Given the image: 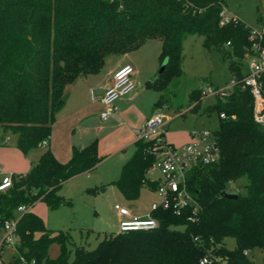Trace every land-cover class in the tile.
<instances>
[{"label": "trees", "instance_id": "trees-1", "mask_svg": "<svg viewBox=\"0 0 264 264\" xmlns=\"http://www.w3.org/2000/svg\"><path fill=\"white\" fill-rule=\"evenodd\" d=\"M224 6L225 0H0V128L17 135L24 153L50 138L73 82L100 71L108 56L146 40H161L166 57L159 77L145 84L159 90L154 107L165 105L162 91L182 74L188 35H202L206 48L228 60L235 78L229 93L206 108L217 114L212 132L220 158L198 163L188 174L195 211L188 206L178 214L172 206L159 207L152 211L156 228L110 233L93 249L73 243L68 235H53L27 211L17 224L19 254L6 264H22L21 256L23 264H202L204 257L209 262L203 264H255L248 255L255 248L262 250L264 264V125L255 120L253 95L243 86L248 71L242 69L249 55L259 53L255 43L264 48V32L262 38H251V28L233 15L220 25ZM261 78L264 94V70ZM199 93L196 89L190 95L193 108L201 101ZM163 138L165 132L135 141L133 155L114 181L127 199L137 198L143 187L157 189L159 180L147 172L158 157L153 148ZM103 158L97 140L74 146L64 162L48 149L0 191V217L17 218L20 205L38 199L60 205L65 201L59 194L62 184ZM242 177L246 193L228 197L229 185ZM39 230L45 231L38 236ZM227 237L234 238L233 248L227 247ZM59 238L71 246L51 258L48 245Z\"/></svg>", "mask_w": 264, "mask_h": 264}, {"label": "rangeland", "instance_id": "rangeland-1", "mask_svg": "<svg viewBox=\"0 0 264 264\" xmlns=\"http://www.w3.org/2000/svg\"><path fill=\"white\" fill-rule=\"evenodd\" d=\"M225 1L231 15L244 21L252 31L264 32V0ZM182 54V74L174 78L162 91L167 102L156 109L164 117L162 131L165 132L166 139L177 148L194 141L192 130L212 131L217 124V114L210 113L206 108L216 103L218 96L210 94L203 97L199 93L201 101L193 108L195 102L190 100L192 91L197 89L199 92L207 85L230 90L233 77L228 60H224L215 49L206 48L200 34H191L184 39ZM121 57L129 59L135 68L137 88L134 92L142 86L144 88L139 90L141 95L137 104L131 108V114L123 115L124 125H127L130 116L138 115L144 109L150 112L153 109L159 90L152 86L145 87V84L159 77L166 57L162 55L161 40L149 39L126 53L108 56L98 72L102 73L106 66H113ZM242 69L244 72L248 71L247 60L243 62ZM88 98L92 101L90 91ZM98 107L96 104L95 108ZM99 111L76 130H71V133L78 138L81 135L87 136L86 143L97 139L99 154L105 156L102 162L95 169L71 177L62 184L59 194L65 201L60 205L52 207L41 199L29 204V211L41 218L45 230H52L53 235H68L73 243L88 249L95 248L106 235L119 232L120 218L114 207L116 203L148 210L152 201L159 199L157 191L148 187H143L137 198L127 199L114 183L121 175L123 164L133 155V145L121 146L122 138L119 133L123 126L118 123L119 120L112 119V114L108 119L101 118L102 110ZM138 133L139 130L134 133L135 137ZM7 137L8 142H5ZM47 141L24 153L17 146V135L4 132L0 128V171L21 174L28 162H31V168L49 149ZM60 154L62 157L55 154L60 161H65L70 155L67 156L64 150H60ZM147 177L159 180L162 174L158 169L149 168ZM246 183L245 177L232 182L228 193L245 194ZM22 214L17 212L18 218ZM45 230L37 231V235H42ZM225 243L228 248L235 246L233 237H227ZM65 246L70 247L71 243L61 238L52 240L47 248L48 255L51 258L59 257ZM248 255L255 264L263 263V252L260 248L249 251ZM8 256L10 252H7L6 257Z\"/></svg>", "mask_w": 264, "mask_h": 264}, {"label": "built area", "instance_id": "built-area-1", "mask_svg": "<svg viewBox=\"0 0 264 264\" xmlns=\"http://www.w3.org/2000/svg\"><path fill=\"white\" fill-rule=\"evenodd\" d=\"M231 17L232 15L229 13L227 6H224L220 12V25L229 22ZM262 36L263 32L252 31L251 33V38H262ZM253 47L259 53L247 57L249 69L243 78V86L249 87L253 95L255 120L264 125V94L261 78L262 71L264 70V48L260 49L256 43ZM133 73L134 66L132 64L122 65L113 72L111 82L105 87L101 97L102 102L107 107L101 113L103 119H106L110 114L118 110V107L115 105L117 99L130 93L135 88L136 85L132 78ZM234 83L235 78H232L230 89ZM228 93L229 90L227 88H213L211 85H207L201 89L203 97L210 94L225 96ZM91 94L92 97H95L93 91ZM220 116L225 117V114L221 113ZM164 123L163 115L155 112L140 127L137 139L157 137L160 133L164 132L162 131ZM191 136L194 141L185 143L181 148L170 144L166 137L161 139V142L153 148L157 152L158 157L150 169H158L162 174V178L159 179L156 189L160 199L151 204L150 212L145 217L132 215L127 206L119 203L115 204L114 207L121 216L119 231L156 228L158 221L152 215V211L159 207L169 208L172 206L178 214L183 208L188 206H192L194 211L196 210L197 203L187 187L188 174L198 163L211 164L217 162L220 158V148L213 132L209 129L192 130ZM0 175V191H4L12 186L14 176L21 177L24 173L15 174L0 171ZM29 209V204H22L17 210L25 213ZM188 218L192 220L194 216H189ZM18 219V217H0V264H6L7 260L9 261L12 256L19 254L20 237L17 232ZM7 252H10V256L8 257H6ZM20 260L22 264L25 263L23 256L20 257ZM208 262V257H204L201 260L202 264Z\"/></svg>", "mask_w": 264, "mask_h": 264}, {"label": "crops", "instance_id": "crops-1", "mask_svg": "<svg viewBox=\"0 0 264 264\" xmlns=\"http://www.w3.org/2000/svg\"><path fill=\"white\" fill-rule=\"evenodd\" d=\"M125 64H132V62L126 57H121L117 61V63L114 64L113 66L111 67L106 66L105 70L102 73L99 72L90 73L84 77L78 78L68 87V92L66 94L67 95L66 103L62 108V110L58 113L57 120L52 126L51 136L47 141L49 149L53 150L54 154H57L58 156L62 157L60 154V150H64L67 156L68 154H70L69 155L70 157L74 146L82 147L88 144L86 143L87 136L81 135L80 138L74 137L73 134L71 133V130L72 131L76 130L77 127H79L83 122L87 121L89 117L97 115L100 112L99 110H102L103 112L104 110L107 109L106 105L101 100L104 89L111 82L113 72L118 67ZM134 73H135V68H134ZM134 73L132 78L136 85L135 88L130 93L116 100L115 105L118 107V110L112 113V115L111 114L110 115L113 116L112 119L114 121L119 120L118 123L121 125V127L123 126L119 133V135H121L122 138L121 146L131 144L133 145V150L135 151V141L137 140V136L135 137L134 133L137 130H139L138 128L142 126V124L147 120V118H149L152 114H154L157 111L156 110L157 108L162 106L153 107L151 112L146 111V109H144L140 111L138 115L130 116L131 118L128 119L127 125H124L125 123H124L123 115L131 114L130 113L131 108L135 104H137V99L139 95H141L140 91L144 89L142 86L140 89L136 90L137 91L136 93L134 92L135 89L137 88V83L134 79ZM145 87L147 86L145 85ZM89 91L93 102L90 101L88 98ZM92 91L94 92L95 97H92L91 94ZM96 104H98L101 109H99V107L95 108ZM109 116L106 119H108ZM5 142H8V138L5 140ZM101 156L105 158L104 155ZM69 157L65 161H67ZM102 160L91 170L95 169L102 162ZM30 166H31V162L30 163L28 162L24 166L25 170L23 171V173L28 172L31 169ZM0 179H1V175H0ZM159 199L155 201H159ZM155 201H152V203ZM127 207L130 209L132 215L140 216V217H145L150 212L151 209V205H150V209L148 210H140L136 208L134 209L129 206ZM117 214L121 220V216L119 215L118 212Z\"/></svg>", "mask_w": 264, "mask_h": 264}, {"label": "water", "instance_id": "water-1", "mask_svg": "<svg viewBox=\"0 0 264 264\" xmlns=\"http://www.w3.org/2000/svg\"><path fill=\"white\" fill-rule=\"evenodd\" d=\"M163 67H164V65H163ZM163 67H162V69H163ZM227 196L230 198H236L238 195L236 193H228Z\"/></svg>", "mask_w": 264, "mask_h": 264}]
</instances>
